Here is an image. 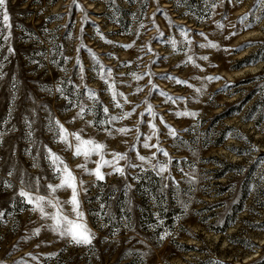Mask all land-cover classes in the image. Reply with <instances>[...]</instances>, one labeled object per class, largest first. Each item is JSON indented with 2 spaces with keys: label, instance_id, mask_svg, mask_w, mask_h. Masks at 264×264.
Instances as JSON below:
<instances>
[{
  "label": "rangeland",
  "instance_id": "374dc122",
  "mask_svg": "<svg viewBox=\"0 0 264 264\" xmlns=\"http://www.w3.org/2000/svg\"><path fill=\"white\" fill-rule=\"evenodd\" d=\"M6 10L0 264H264V0H6ZM56 121L105 145L104 160L127 158L97 179L100 155H74ZM48 149L77 179L91 245L60 236L19 195L54 196L76 218L71 189H47L61 183Z\"/></svg>",
  "mask_w": 264,
  "mask_h": 264
},
{
  "label": "snow or ice",
  "instance_id": "6c2138e0",
  "mask_svg": "<svg viewBox=\"0 0 264 264\" xmlns=\"http://www.w3.org/2000/svg\"><path fill=\"white\" fill-rule=\"evenodd\" d=\"M259 2V0H258ZM0 16H2L3 21L7 22L9 17L6 10V0H0ZM0 39H6V37H0ZM215 46V45H213ZM211 79V78H210ZM115 95V94H114ZM119 106V104H117ZM104 111L107 112V108H104ZM149 111L151 108L149 107ZM112 119H116V117H112ZM56 124V132L59 136L60 142H63L66 147L73 149V154L76 156L83 155L85 160H87L92 154H99L101 163L98 167L91 171L89 174L95 175L97 179L103 180L104 174L101 172V167L104 164L109 166L118 165L119 161L122 159H126L125 154L115 153L114 161H106L103 159V149L105 145L95 142L91 139L83 140L79 133H69L67 129L63 127L59 121L55 122ZM121 132L126 131L125 129H120ZM71 137V139H70ZM73 141L75 143H73ZM144 147H149L146 143ZM154 147V146H153ZM49 159L51 163L56 167V171H58L61 175L59 177L61 183L58 185L48 184L47 189L50 190L52 193L58 188H69L71 189V197L65 203H69L72 205L73 211L75 212L76 218L75 219H68L67 216L61 214L60 210V203L56 201V198L53 196L51 198H47L43 195H33L30 191L25 190L24 188L21 189L19 195L27 200L29 204L34 205L33 211H39L43 216H47L48 218L52 219L55 223L52 225V230L58 233L60 236H67L70 237L72 242L77 245H91L92 240L94 238V233L88 228L87 224L84 221V214L80 210V202L78 199L79 192H78V183L75 175L72 173L71 169L68 168L67 164L64 163L62 158L57 156L55 153L51 152V149H48ZM164 155H167L164 152ZM138 159L140 161H145L147 158L144 156H139ZM135 165H129V167H134ZM78 167L84 168L86 171V165H78ZM120 175H124V169L116 166L114 169ZM166 170L165 165H161L159 168V172H163ZM11 175V173H9ZM37 184L39 182V178H36ZM23 183V182H22ZM80 185L83 184V181L79 182ZM47 204L53 208L57 209L55 214L49 215L45 212L44 205ZM38 231V230H37Z\"/></svg>",
  "mask_w": 264,
  "mask_h": 264
}]
</instances>
